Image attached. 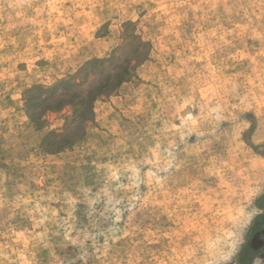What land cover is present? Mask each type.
Returning <instances> with one entry per match:
<instances>
[{
  "label": "rangeland",
  "instance_id": "rangeland-1",
  "mask_svg": "<svg viewBox=\"0 0 264 264\" xmlns=\"http://www.w3.org/2000/svg\"><path fill=\"white\" fill-rule=\"evenodd\" d=\"M263 230L264 0H0V264H264Z\"/></svg>",
  "mask_w": 264,
  "mask_h": 264
},
{
  "label": "flooded vegetation",
  "instance_id": "flooded-vegetation-1",
  "mask_svg": "<svg viewBox=\"0 0 264 264\" xmlns=\"http://www.w3.org/2000/svg\"><path fill=\"white\" fill-rule=\"evenodd\" d=\"M263 236H264V230H263V232L261 231L260 235L257 238H255V243L257 245H260L261 246V245L264 244Z\"/></svg>",
  "mask_w": 264,
  "mask_h": 264
}]
</instances>
